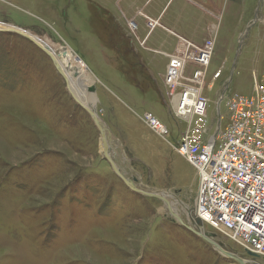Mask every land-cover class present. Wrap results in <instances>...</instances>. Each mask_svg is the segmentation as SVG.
<instances>
[{
  "label": "rangeland",
  "instance_id": "obj_1",
  "mask_svg": "<svg viewBox=\"0 0 264 264\" xmlns=\"http://www.w3.org/2000/svg\"><path fill=\"white\" fill-rule=\"evenodd\" d=\"M131 1L0 0V24L11 28L0 30V264H241L197 233V175L176 144L210 141L228 127L232 100L264 86V0H159L171 16L158 19L157 3L140 33V0ZM20 32L82 61L88 106ZM173 58L184 64L175 87L166 82ZM188 86L207 99L204 118L176 113L175 95ZM88 108L119 169L158 197L114 172ZM148 114L168 133H156Z\"/></svg>",
  "mask_w": 264,
  "mask_h": 264
},
{
  "label": "built area",
  "instance_id": "obj_2",
  "mask_svg": "<svg viewBox=\"0 0 264 264\" xmlns=\"http://www.w3.org/2000/svg\"><path fill=\"white\" fill-rule=\"evenodd\" d=\"M210 59L211 49L206 47L197 61L206 66ZM183 67L181 59L170 61L167 84H178ZM176 96L178 116H206L209 103L198 89L188 86ZM229 109L230 123L225 130L220 127L218 134L203 145L183 138L176 144V152L197 175L192 222L200 220L204 227L242 248L251 263L260 264L258 260L264 261V86H257L251 96L235 98ZM147 120L159 135L168 133L153 115L148 114ZM247 252L259 258L254 261Z\"/></svg>",
  "mask_w": 264,
  "mask_h": 264
},
{
  "label": "bare ground",
  "instance_id": "obj_3",
  "mask_svg": "<svg viewBox=\"0 0 264 264\" xmlns=\"http://www.w3.org/2000/svg\"><path fill=\"white\" fill-rule=\"evenodd\" d=\"M0 26H2V24H0ZM1 28V27H0ZM11 29L7 26L3 27V30H8ZM2 30V29H0ZM33 40H35L36 42H39V44H41L43 46V48H47L48 46L46 44H44L43 42L39 41L36 38L30 37ZM50 49V48H49ZM54 52V53H53ZM66 52V53H65ZM65 53V55H64ZM51 54L54 55L55 59L57 60V63L60 64V66L62 67L63 71L65 72L67 79L69 81L70 84V88L73 89V94L75 95V97H77L78 101L81 102V104H86L88 106V102H90L91 100H93V98H91V95L87 92V84H85V81L83 80L85 75L86 77L88 76V71L86 69V66L82 63V61L79 58H76L70 51H63L60 54V57L58 56V54H56L55 51L51 50ZM56 55V56H55ZM76 77V78H75ZM79 81L80 83V88L76 87V81ZM84 81V82H83ZM90 86V85H88ZM77 89V90H76ZM79 90H82V93L79 94ZM84 107V106H83ZM174 107L175 109H177L178 111V98L176 97L174 100ZM87 108V107H86ZM89 112H93L91 109L88 108ZM88 112V113H89ZM180 115V113H179ZM98 123L102 126L101 122L98 119ZM106 131V130H105ZM213 138V137H212ZM211 138V140H212ZM108 139V135L106 134V140ZM108 143V140H107ZM110 147H107V151L109 153ZM110 154V153H109ZM114 162V159L112 156H110ZM116 162V161H115ZM116 164V163H115ZM117 166V164H116ZM117 168L119 169V167L117 166ZM123 169V168H122ZM120 170V169H119ZM121 171V170H120ZM121 173L124 175V173L121 171ZM126 177V175H124ZM126 179H128L126 177ZM138 191L139 188H137ZM158 195V194H157ZM160 197V196H159ZM166 199V198H164ZM166 201H168L166 199ZM170 206V205H169ZM172 208V206H170ZM197 220V219H196ZM199 231V230H198Z\"/></svg>",
  "mask_w": 264,
  "mask_h": 264
},
{
  "label": "water",
  "instance_id": "obj_4",
  "mask_svg": "<svg viewBox=\"0 0 264 264\" xmlns=\"http://www.w3.org/2000/svg\"><path fill=\"white\" fill-rule=\"evenodd\" d=\"M1 28H3V26H0ZM0 28V29H1ZM11 30V29H10ZM12 31H14V30H12ZM21 33V32H20ZM24 37H26V38H30L29 36H27L26 34H24V33H21ZM31 39V41L32 42H34L40 49H42L51 59H52V61L55 63V66H56V68H57V70L59 71V73L64 77V79H66V81H68V79H67V76H66V74H65V72L63 71V69H62V67L60 66V64H58L57 63V60L55 59V57H54V55L53 54H51V49H49V47H47V48H43V46L41 45V44H39V42H36L35 40H33L32 38H30ZM66 53V52H65ZM65 53H64V55H65ZM59 57H60V54L58 55ZM228 87H226V89H227ZM226 89H225V91H226ZM89 112V111H88ZM90 113V115L92 116V118H93V120L95 121V123L97 124V126L99 127V129H100V131H101V134H102V141H103V145H104V148H105V159H107L109 162H110V164H111V166H112V168H113V170H114V172L124 181V183L126 184V185H128L133 191H137V192H140V193H142V194H144V195H147L148 197H158V196H156L155 194H147V193H143V192H141V191H138L137 190V188H136V186H135V183L133 182V181H130L129 179H126V177L121 173V171L117 168V166H116V164H115V162H113V160H112V158L109 156V154L107 153V140H106V133H105V129H104V127L103 126H101L99 123H98V118H97V116H96V114L95 113H93V112H89ZM217 134H218V132H217ZM216 134V135H217ZM163 199V201H165V203L167 202L166 201V199H164V198H162ZM168 204V203H167ZM169 209H170V207H169ZM170 212H172V210L170 209ZM194 225L196 226V228H197V233L201 236V237H203L208 243H210V244H212L213 246H215L219 251H220V253H222L224 256H226V257H228V258H231V259H234V260H237L239 263H241V264H246V261L244 260V259H242V258H239L237 255H234V254H231V253H229V252H227L226 250H225V246L224 245H222L220 242H218V241H216V235L215 234H212L213 236H211V237H214V238H212L211 239V237L209 238L208 236H207V233H206V231H205V229H204V226H203V223L200 221V220H195L194 222ZM247 255L248 256H250V257H252L253 258V260L254 261H256V259L257 258H259L258 256H256V255H254V254H252V253H250V252H247Z\"/></svg>",
  "mask_w": 264,
  "mask_h": 264
},
{
  "label": "crops",
  "instance_id": "obj_5",
  "mask_svg": "<svg viewBox=\"0 0 264 264\" xmlns=\"http://www.w3.org/2000/svg\"><path fill=\"white\" fill-rule=\"evenodd\" d=\"M122 1L125 2L126 0H122ZM157 3H159V0H151V1L150 0H140V9H138L137 12H135V14L133 15L134 17L132 18L135 20V22L133 23L134 24L133 26L135 29H137L138 33H140V30L144 28V25H146L145 24L146 22L143 23L142 19H153L151 17H157L156 15H154V13H158L157 9H155ZM159 4H160V15L159 16H162L163 18L161 17H157V18L158 19H169L167 17L171 16L172 14L171 6L165 11V7L163 5L164 2L162 4L161 3ZM127 5L130 6L131 8L132 1L128 0ZM157 26L158 24L153 21H151L150 24L148 23L147 28L150 29V32H151L150 34H153L157 31ZM176 39H180L179 35L176 36Z\"/></svg>",
  "mask_w": 264,
  "mask_h": 264
},
{
  "label": "flooded vegetation",
  "instance_id": "obj_6",
  "mask_svg": "<svg viewBox=\"0 0 264 264\" xmlns=\"http://www.w3.org/2000/svg\"><path fill=\"white\" fill-rule=\"evenodd\" d=\"M261 262H263V264H264V261H261ZM254 264V263H253Z\"/></svg>",
  "mask_w": 264,
  "mask_h": 264
}]
</instances>
